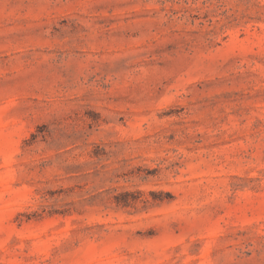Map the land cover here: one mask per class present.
Wrapping results in <instances>:
<instances>
[{
	"label": "rangeland",
	"instance_id": "rangeland-1",
	"mask_svg": "<svg viewBox=\"0 0 264 264\" xmlns=\"http://www.w3.org/2000/svg\"><path fill=\"white\" fill-rule=\"evenodd\" d=\"M0 264H264V0H0Z\"/></svg>",
	"mask_w": 264,
	"mask_h": 264
}]
</instances>
